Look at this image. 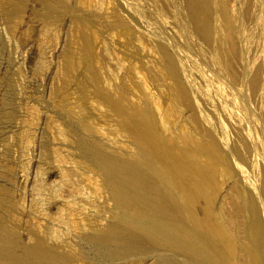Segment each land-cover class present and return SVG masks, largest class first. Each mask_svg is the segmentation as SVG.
Wrapping results in <instances>:
<instances>
[{"label":"rangeland","instance_id":"374dc122","mask_svg":"<svg viewBox=\"0 0 264 264\" xmlns=\"http://www.w3.org/2000/svg\"><path fill=\"white\" fill-rule=\"evenodd\" d=\"M210 2L0 0V217L17 242L0 264H43L40 240L68 264H202L141 229L113 238L145 220L113 187L134 169L185 180L222 264H264V0Z\"/></svg>","mask_w":264,"mask_h":264},{"label":"bare ground","instance_id":"6f19581e","mask_svg":"<svg viewBox=\"0 0 264 264\" xmlns=\"http://www.w3.org/2000/svg\"><path fill=\"white\" fill-rule=\"evenodd\" d=\"M211 0H202L203 8L208 10L211 7ZM249 1V0H248ZM202 7V6H201ZM248 10V9H247ZM251 10V9H250ZM209 12V11H208ZM210 13V12H209ZM251 13V12H250ZM251 17V16H250ZM249 17V18H250ZM252 18V17H251ZM257 19V18H256ZM208 20V19H207ZM210 20V19H209ZM254 20V19H252ZM247 21V20H246ZM256 21V20H255ZM196 22V21H195ZM254 22V21H253ZM255 23V22H254ZM253 23V24H254ZM248 25V22H247ZM252 32V31H251ZM209 42L216 41V36L213 33V29L207 28V34L205 35ZM253 37V36H252ZM245 39V38H244ZM207 43V42H206ZM213 44V43H212ZM209 45V44H208ZM213 46V45H212ZM210 48V47H209ZM220 49V48H219ZM209 50V49H208ZM213 50V49H210ZM212 52V51H210ZM214 54V52H213ZM249 63V62H248ZM257 65V64H256ZM260 65V64H259ZM224 66V65H222ZM221 66V67H222ZM220 67V66H218ZM253 67V66H252ZM252 67H250L252 69ZM216 68V67H215ZM261 68V67H260ZM217 69V68H216ZM220 69V68H219ZM254 69V68H253ZM258 69V68H257ZM255 69V73L256 70ZM222 70V69H221ZM225 71V70H224ZM254 71V70H253ZM251 72V71H250ZM259 72V71H258ZM262 72V71H261ZM249 73V72H248ZM214 74V73H213ZM259 74V73H258ZM207 75V74H206ZM220 75V74H219ZM224 75V74H223ZM217 76V75H216ZM221 76V75H220ZM252 76V75H251ZM260 77V76H259ZM261 78V77H260ZM254 79V78H253ZM208 81V80H207ZM210 81V79H209ZM249 81V80H247ZM255 81V80H254ZM214 83V82H213ZM220 83V82H218ZM258 83V82H257ZM261 83V81H260ZM215 85V84H213ZM251 85V84H250ZM256 85V84H255ZM216 86V85H215ZM220 86V85H219ZM252 86V85H251ZM254 86V85H253ZM239 87V86H238ZM250 87V86H249ZM257 87V86H255ZM223 88V87H222ZM234 88V87H233ZM262 90V88L258 87ZM257 88V90H258ZM212 89V88H211ZM236 89V88H235ZM252 90V88H250ZM256 89V88H253ZM237 90V89H236ZM226 91V90H225ZM229 91V89H228ZM241 91V89H240ZM246 91V90H245ZM256 91V90H254ZM253 91V92H254ZM214 92V91H213ZM217 92V91H216ZM219 92V91H218ZM217 92V93H218ZM261 92V91H259ZM237 93V92H236ZM241 93V92H240ZM257 93V92H256ZM216 94V93H215ZM242 94V93H241ZM251 94V93H250ZM258 94V93H257ZM264 94V93H263ZM219 95V94H218ZM233 95V94H232ZM254 95V93H253ZM217 96V95H216ZM221 96V95H220ZM219 96V97H220ZM224 96V95H223ZM229 96V95H228ZM236 96V95H235ZM242 96V95H241ZM249 96V95H248ZM251 96V95H250ZM256 96V95H255ZM218 97V98H219ZM222 97V96H221ZM227 97V96H226ZM225 97V98H226ZM239 97V96H238ZM262 97V96H261ZM224 98V97H223ZM244 98V97H243ZM242 98V99H243ZM256 98V97H255ZM258 98V97H257ZM226 100V99H225ZM254 100V99H253ZM258 100V99H257ZM256 100V102H257ZM261 100V98H260ZM230 101V100H229ZM228 101V102H229ZM255 101V100H254ZM253 101V102H254ZM217 102V101H216ZM237 102V100H236ZM248 102V101H247ZM260 102V101H259ZM258 102V104H259ZM222 104V102H220ZM220 103H218L220 105ZM226 103V102H225ZM217 104V106H218ZM237 104V103H236ZM246 104V103H245ZM248 104V103H247ZM262 104V103H261ZM257 105V104H256ZM239 106V105H238ZM242 106V105H241ZM246 106V105H245ZM259 106V105H258ZM214 107V106H212ZM219 107V106H218ZM215 108V107H214ZM221 108V107H220ZM223 108V107H222ZM221 108V110H222ZM225 108V107H224ZM263 108V107H261ZM213 109V108H212ZM240 109V107H239ZM248 109V108H247ZM215 110V109H214ZM212 110V111H214ZM246 110V109H244ZM252 110V108L250 109ZM249 110V111H250ZM254 110V108H253ZM225 111V110H223ZM236 111V110H235ZM263 111V110H262ZM215 112V111H214ZM241 112V111H240ZM244 112V111H243ZM246 112V111H245ZM211 113V112H210ZM213 113V112H212ZM219 113V111H218ZM223 113V112H222ZM252 113V112H251ZM255 113V112H254ZM217 114V113H214ZM245 114V113H244ZM243 114V115H244ZM250 114V113H249ZM211 115V114H209ZM220 115V114H219ZM231 115V114H230ZM234 115V114H233ZM215 116V115H214ZM241 116V115H240ZM237 116V117H240ZM199 117H201L199 115ZM202 117H204L202 115ZM201 117V118H202ZM224 117H227L226 114ZM229 117V116H228ZM231 117V116H230ZM248 117V116H247ZM217 118V117H216ZM243 118V117H242ZM243 119H246L243 118ZM227 120V119H226ZM230 121V120H229ZM232 122V120H231ZM204 123V122H203ZM224 123V122H223ZM229 123V122H228ZM243 123V122H242ZM226 124V123H225ZM227 125V124H226ZM212 126V125H211ZM254 126V125H253ZM236 127V126H235ZM234 127V128H235ZM213 128V127H212ZM224 128V127H223ZM222 128V129H223ZM229 128V127H228ZM214 129V128H213ZM220 129V128H219ZM232 129V128H231ZM210 130V129H209ZM212 130V129H211ZM226 130V129H225ZM229 131V130H228ZM253 131V130H252ZM211 132V131H210ZM225 132V131H223ZM231 132V131H229ZM228 132V133H229ZM234 132V131H232ZM227 133V131L225 132ZM239 137L244 140L241 142L242 147H246V151H242L244 154L250 153V149L252 147L251 142L243 135V132H239ZM236 133V134H237ZM214 134V132H213ZM232 134V133H231ZM229 133V135H231ZM144 135V134H143ZM212 135V134H210ZM228 135V136H229ZM216 136V134H215ZM143 137V136H142ZM147 137V136H146ZM145 137V139H147ZM206 140V138H205ZM212 140V139H211ZM208 141V140H207ZM202 142V141H201ZM211 143V142H210ZM208 142V144H210ZM216 143V142H215ZM233 143V142H232ZM238 143V142H237ZM145 144V143H144ZM212 144V143H211ZM235 144V143H234ZM255 144V143H253ZM150 145V144H149ZM206 145V144H205ZM208 146V145H207ZM151 147V146H150ZM201 147V146H200ZM209 147V146H208ZM234 147V146H233ZM154 150V149H153ZM200 150H203L201 148ZM144 151V150H143ZM207 151V149H206ZM208 152V151H207ZM240 152V151H239ZM242 153V154H243ZM253 153V152H252ZM238 154V153H237ZM150 156V154H149ZM156 156V155H155ZM159 156V154H158ZM242 158V157H241ZM244 158V156H243ZM155 159V158H154ZM243 160V159H242ZM250 160V159H248ZM212 161V160H211ZM244 163V162H243ZM144 164V163H143ZM182 164V163H181ZM195 164V163H194ZM197 164V163H196ZM250 164V162H249ZM256 163H254L255 165ZM258 164V163H257ZM137 165V164H136ZM141 165V164H140ZM157 165V164H156ZM259 165V164H258ZM214 166V165H213ZM113 167V165H112ZM121 167V165H120ZM129 167H133V165H129ZM139 167V165H138ZM250 167V165H249ZM257 165H255V168ZM261 167V165H260ZM115 168V167H114ZM144 168V165H143ZM178 168V167H177ZM254 168V167H253ZM149 170V168H147ZM158 169V168H157ZM258 169V168H257ZM120 170V169H117ZM124 170V169H123ZM144 170V169H143ZM160 170V169H159ZM206 170V169H205ZM205 170L199 166L197 169V177L198 184L197 189H203L206 183L207 174ZM208 170V169H207ZM122 171V170H121ZM126 171V170H125ZM128 171V170H127ZM131 171V170H130ZM260 171V170H259ZM123 172V171H122ZM151 170L147 174L146 171H142L138 169V171L131 172V174L121 176V172L112 173V182L113 187L118 195V199L120 202L124 203L127 207L134 205L135 201V193L140 196L141 203L144 205L142 207L141 213L144 215V222H138L139 220L136 218L129 219L126 221L125 227L119 226L114 227L112 230L113 238L116 237L120 239L122 236L126 234H133V232L138 231L139 229L143 230L144 233L150 238L152 242L156 245L164 246L167 249L173 250L174 252H192L193 256L196 258H200L202 264H222L223 260H225V254L222 253V249L220 247H216L214 243L213 250L209 247V244H206L200 239L199 235L196 231L190 227L189 224V208L187 209L184 205V190L186 186V182L182 177H179L176 182H173V177L169 172L165 173H153L151 175ZM124 173V172H123ZM176 173V172H175ZM179 173V172H178ZM264 174V173H263ZM181 175V174H178ZM183 175V174H182ZM181 175V176H182ZM178 177V176H177ZM111 178V177H110ZM176 178V177H175ZM256 178V176H255ZM262 178V177H260ZM260 182V181H259ZM264 182V181H263ZM138 192H137V191ZM114 191V192H115ZM196 191V189H195ZM198 192V191H197ZM198 196V195H197ZM196 196V198H197ZM193 197V196H192ZM138 199V200H139ZM118 200V201H119ZM191 200V198H190ZM194 200V199H193ZM192 200V202H193ZM188 202V201H187ZM139 203V202H138ZM123 204V205H124ZM133 208V207H132ZM193 211V210H192ZM258 211V210H257ZM256 211V212H257ZM255 214V212H253ZM192 218V217H191ZM197 222V221H196ZM195 223V222H194ZM125 224V223H123ZM215 228V227H214ZM218 229V228H216ZM142 232V231H141ZM134 235V234H133ZM211 235V234H210ZM204 237V236H203ZM225 238V237H224ZM226 240V239H225ZM215 241V240H214ZM135 242V241H134ZM210 242V241H209ZM16 236L12 235L11 232H8L4 226L3 219L0 217V259L6 258V255H11L13 252V247L15 246ZM139 242H135L134 244H129L128 248H132L137 246ZM226 245V242H222V246ZM166 250V249H165ZM28 251V250H27ZM172 252V251H171ZM172 252V253H174ZM29 257L34 258L35 260H40L43 264H68L67 259L56 254L55 250L48 247L43 240H40L36 243L34 248L29 252ZM171 253V254H172ZM191 254V253H190ZM173 255V254H172ZM222 255V256H221ZM13 256V254L11 255ZM195 258V259H196ZM167 259V258H166ZM169 259V258H168ZM179 259V258H178ZM194 261V260H192ZM198 260H196L197 262ZM164 262V261H163ZM200 263V262H199ZM165 264H180L179 261H175V259L167 260ZM195 264V263H193Z\"/></svg>","mask_w":264,"mask_h":264}]
</instances>
